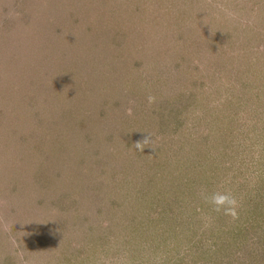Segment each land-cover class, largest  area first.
Segmentation results:
<instances>
[{
	"label": "rangeland",
	"instance_id": "1",
	"mask_svg": "<svg viewBox=\"0 0 264 264\" xmlns=\"http://www.w3.org/2000/svg\"><path fill=\"white\" fill-rule=\"evenodd\" d=\"M0 264H264V0H0Z\"/></svg>",
	"mask_w": 264,
	"mask_h": 264
},
{
	"label": "clouds",
	"instance_id": "2",
	"mask_svg": "<svg viewBox=\"0 0 264 264\" xmlns=\"http://www.w3.org/2000/svg\"><path fill=\"white\" fill-rule=\"evenodd\" d=\"M149 105L156 102V97L149 95L147 97ZM126 114L131 116L132 110L131 108L126 110ZM145 133V132H144ZM134 148L139 151L143 152L144 149L150 148L151 150L155 151V146L153 145L151 134L146 133V135L141 139L134 143ZM200 198L207 204L211 205L212 211L217 214H222L224 216L231 217L232 220L238 218V208L239 202L235 195H233L230 191H214L211 195H208L206 190H201ZM206 221L205 226H209L212 220L211 216L204 217Z\"/></svg>",
	"mask_w": 264,
	"mask_h": 264
}]
</instances>
